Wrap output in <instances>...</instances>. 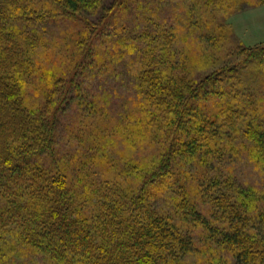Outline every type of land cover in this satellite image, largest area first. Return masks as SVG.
<instances>
[{"label": "trees", "instance_id": "16d2710c", "mask_svg": "<svg viewBox=\"0 0 264 264\" xmlns=\"http://www.w3.org/2000/svg\"><path fill=\"white\" fill-rule=\"evenodd\" d=\"M146 1L0 0V264H185L208 235L233 264H264V241L250 235L264 207L249 190L216 198L215 226L190 198L218 183L206 170L220 152L264 154L244 74L262 77L253 67L264 73V47L239 50L202 79L177 78L160 55L168 46L160 4ZM65 20L80 31L49 55L36 29ZM108 42L137 68L136 107L118 117L76 80L86 68L85 77L105 74ZM68 101L79 114L69 128L77 150L66 160L56 131ZM124 147L144 151L143 165L121 161ZM166 193L173 208L159 214L153 203Z\"/></svg>", "mask_w": 264, "mask_h": 264}, {"label": "rangeland", "instance_id": "374dc122", "mask_svg": "<svg viewBox=\"0 0 264 264\" xmlns=\"http://www.w3.org/2000/svg\"><path fill=\"white\" fill-rule=\"evenodd\" d=\"M154 1L160 4L157 12L159 18L164 19L162 23L167 24V26L162 25V27L165 26L162 40L168 46L161 49L160 55L164 56L166 63L172 64L171 72L177 78L191 81L202 79L204 75L211 74L221 65L237 61L240 58L237 55L239 50L264 47V4L260 0H213V2L212 0H147L146 2L151 4ZM206 24H209V29H205ZM78 28L74 23L65 20L46 23L43 27L36 29V33L38 32V38L42 39L48 47L46 51L51 55L52 51L57 50L54 44L65 41L67 36V40H72L75 33L80 31ZM124 33L123 30L120 36ZM205 35L210 37L209 41ZM108 43L111 46V43ZM110 50L113 51V62L109 68L104 70L105 74L95 75L92 78L85 77L83 74L87 71L86 68L81 70L82 73L79 71L76 80L83 89L89 85L100 102L105 104V110L118 117L136 107L135 102L139 98L132 74L137 71V68L134 66L135 63L131 62L129 55L123 59L119 57L120 53L125 54L123 48L111 46ZM84 63L85 61L81 66L84 67ZM253 68L264 77L263 70ZM165 71H168L167 66ZM89 74L91 75L92 72ZM244 74H246L249 86L253 85L250 94L259 108L257 121L264 122V78L253 81L247 77V73ZM26 91L31 103L39 106L40 96L33 99L32 93L29 90ZM70 98H73L72 93ZM59 114L60 120L56 131L57 151H60V155L65 156L67 160L74 156L77 150V144L69 128L74 126L76 115L79 113L75 103L68 101ZM220 153L224 154L220 156L222 158L206 170V174L212 179H218V183H211L208 187L209 191L205 192L206 196L202 199L190 196L194 199L191 206L200 210L203 216H207L211 226L217 224L216 218L219 217L214 215L216 198H220L231 190H237L238 187L249 190L246 196L251 200L256 198L259 206L264 207V154L253 158L247 154L231 155L228 149L225 153ZM116 155L119 159L123 156L121 161L124 163L125 158L126 160L131 158V162L137 163L138 166L144 163L142 160L144 151L138 149L129 153L124 147V153ZM212 156H217V153ZM217 160L215 158L212 162ZM190 183L194 185L195 182L191 180ZM164 195V198H159L153 203L154 210L159 214L170 212L173 208L171 206L172 196L169 193ZM169 216L172 218V215L169 214ZM253 226L254 229L250 231V235L255 237L256 241H264V222ZM212 238V235H208V242L202 241L198 248H194V251L185 257L184 263L233 264L229 254L221 248L218 249L211 242Z\"/></svg>", "mask_w": 264, "mask_h": 264}]
</instances>
